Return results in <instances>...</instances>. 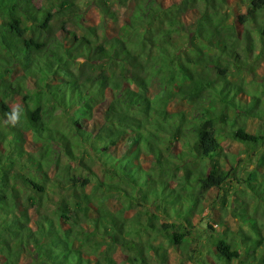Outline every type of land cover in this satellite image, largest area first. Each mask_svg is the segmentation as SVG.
<instances>
[{
  "label": "trees",
  "instance_id": "16d2710c",
  "mask_svg": "<svg viewBox=\"0 0 264 264\" xmlns=\"http://www.w3.org/2000/svg\"><path fill=\"white\" fill-rule=\"evenodd\" d=\"M112 1L92 0L101 15L86 19L79 0H0V264H168L159 238L180 252L195 242V264L208 262L202 248L217 264H264V225L243 198L233 227L220 221L217 234L193 219L210 190L227 203L231 182L264 206V130L245 125L264 121V68L239 72L264 60V21H255L264 0H249L236 26L218 17L230 0H134L109 35ZM173 100L188 109L169 111ZM55 110L61 121L51 127L45 116ZM219 137L244 146V158L223 152ZM174 142L191 158L184 174ZM96 161L111 181L87 191ZM110 197L143 209L127 217L108 208Z\"/></svg>",
  "mask_w": 264,
  "mask_h": 264
},
{
  "label": "rangeland",
  "instance_id": "374dc122",
  "mask_svg": "<svg viewBox=\"0 0 264 264\" xmlns=\"http://www.w3.org/2000/svg\"><path fill=\"white\" fill-rule=\"evenodd\" d=\"M79 1H80V5L82 8L81 11L84 13V17L86 19H91L92 17L96 18L99 15H101L100 8L98 9V7L92 3V0H79ZM133 1L134 0H125L124 4H121L120 2H117L115 0L110 2L109 6H110L111 14H113L115 17H112V18L108 16L105 17L104 27L106 28V32L109 35L114 33L118 29V27L121 25V23L124 21V19L129 16L131 10L133 9V4H134ZM230 1H231V5L229 4V5L223 6L218 15L220 20L224 22L223 26L231 25V24L236 26L237 25L236 15L239 13H245L249 5V0H230ZM200 8H201V4L197 7H194L193 10L188 9L184 13V17H183L185 22L193 21L195 17L199 14ZM255 21H264V18L263 16H261V17H258ZM253 26H254L253 22L249 24V27L253 28ZM253 35H254L255 40H257L258 37L255 36L254 33ZM180 39L187 40L188 34L183 33ZM247 66L248 67L239 70V72L242 73L245 78L249 76L250 70L254 69L255 67L259 66L260 69L264 68V60L259 59V60H256L254 63L250 61V64ZM238 75H239L238 73H233L232 79L237 80ZM247 82H248V88L250 87L252 88V90L258 87V84L253 85L250 80H247ZM158 89L159 88L156 85H152L150 91L156 92L158 91ZM19 101H20V97L15 96L13 101L11 102V106L18 105ZM261 104L264 105V95L262 97ZM103 105L105 106V102ZM188 107H189V104H186L183 101H175V100L170 102L167 106L169 111L188 109ZM45 120L49 126L53 127V126H58L59 122L61 121V117H60L59 112L56 110L55 112L48 111L46 113ZM245 125L247 129L249 130H255L257 128H260V129L262 128L264 130V121L262 119L248 120ZM219 140L222 144L223 152L228 154V156L234 159L244 158L245 156L244 146L239 145L238 143H235L233 141L221 138V137H219ZM180 145H181L180 143L177 144L174 142L170 150H171V154L177 155L176 157L173 158L174 165H175L174 168H179L180 170L178 173L184 174L185 168L187 166L192 165V162H190L191 161L190 156H188L186 159L185 158L181 159L178 157L181 150L182 151L186 150L184 146L181 147ZM54 150L57 151V148H55ZM58 153L60 156V161L62 163H66L68 161L66 156L62 152H58ZM141 157H142L141 162L143 165H145V167H150L152 165V160L151 158H149V156H141ZM51 161L46 163L48 166L45 167V169L48 172V175H53L56 172V168L54 166V157L52 158ZM224 163H226V160L224 161ZM248 167H249V164L247 165V168H244L241 171L243 178H246L249 174ZM92 170L96 176L92 177L93 178L92 182L86 187L87 191H93V185L97 179L99 180L104 179L109 182L111 181L110 179H107L105 177L102 171V167L99 162L96 161V163L92 165ZM34 173L36 174V176H40L42 174L36 171H34ZM110 190L111 191L107 193H114L115 191V190L113 191V189H110ZM97 192L102 193V190H98ZM239 198H243L245 202L248 203L250 210L254 211L257 217V221L261 225H264V208L261 207V205L263 206L262 200L261 198L258 197L261 200L260 201L257 197L249 193L248 188L245 185V182H241V183L231 182L227 188V198H226L227 203H223V204H221L220 202L221 199L217 198L216 190L208 191L207 199L198 206L193 219L194 220L201 219L202 221L200 223H202V225L205 227V230L207 231V233H213V234L219 233L221 231V225L219 224L220 221H225L230 227H233L234 219H233V216L231 215L232 210H233L232 206L237 203L236 199H239ZM105 203H107L108 208H110L112 211H118L120 209H124V206L128 205V200L122 197L119 199H117L116 197H113V198L110 197L109 199L105 200ZM140 209H143V207H138L136 204H134V205H131L129 208H125L124 214L127 217L133 218L136 216L135 214H137V211H139ZM210 225L213 228H210ZM147 236L148 234H144L143 238H146ZM158 241L161 242V244L166 248V251L168 253V264H195L197 260L196 258L197 256L196 257L192 256L193 259L188 256V254L194 255V252L191 250V248L195 247L194 246L195 242H192L191 247H189L187 251L185 250L184 252H180L177 248H175L168 242L162 241L160 238L155 240V242H158ZM86 249L91 251V246L88 245ZM202 251L204 253L205 258L208 261L207 264H217L216 261L212 258V256L206 251V249L202 248ZM122 258H123V255L121 254L116 259L118 261H121ZM22 261L24 262L25 258H22ZM152 261L151 262L153 264H156L155 259Z\"/></svg>",
  "mask_w": 264,
  "mask_h": 264
},
{
  "label": "clouds",
  "instance_id": "9594fccd",
  "mask_svg": "<svg viewBox=\"0 0 264 264\" xmlns=\"http://www.w3.org/2000/svg\"><path fill=\"white\" fill-rule=\"evenodd\" d=\"M11 119L14 121L16 119L15 114H13V116L11 117Z\"/></svg>",
  "mask_w": 264,
  "mask_h": 264
}]
</instances>
